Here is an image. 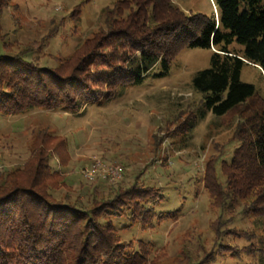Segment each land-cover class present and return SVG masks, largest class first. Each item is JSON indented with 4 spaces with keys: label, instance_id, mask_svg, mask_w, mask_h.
<instances>
[{
    "label": "trees",
    "instance_id": "obj_1",
    "mask_svg": "<svg viewBox=\"0 0 264 264\" xmlns=\"http://www.w3.org/2000/svg\"><path fill=\"white\" fill-rule=\"evenodd\" d=\"M10 1L0 0V113L6 115L37 108L78 113L93 101L88 95L102 84L98 77L108 76L103 84L105 97L110 98L122 87L143 82L158 63V75L167 74L185 47L216 48L210 65L192 79L194 90L204 93L203 113L222 116L255 97V86L241 80L247 61L259 65L264 73V0H214L217 22L212 15H189L171 0H115L106 7L107 29L83 40L67 62L56 66H41L29 58L43 51L55 33L52 30L39 40L22 42L8 37L2 12ZM125 10L128 14L118 18ZM233 42L244 45L242 54L228 48ZM126 48L133 54L117 62L119 51ZM195 116L180 119L175 130H191ZM169 121L160 130L169 129ZM46 128L38 133L36 140L43 144L33 149L34 159L0 171V264H159L156 257H150V243L139 240L135 248L132 240L122 239L112 219L130 211L127 226L140 222L146 228L155 219L176 218L177 210L157 211L152 204L161 197L162 187L147 185L139 173L129 184H122L121 179L110 181L114 186L107 191L92 187L83 199L68 191L57 194L67 187L64 168L70 162L69 142ZM237 129L243 133L241 143L232 159L221 161V175L212 161L203 173L205 189L224 213H234L240 199L254 189L255 199L264 202V95L259 108L239 122ZM53 154L60 168L50 164ZM160 164L166 166L168 159ZM223 223L213 224L214 245L204 257L184 250L185 264L211 263L227 252L237 257L245 253L264 257V240L255 232L237 227L225 230ZM225 234L246 237L249 243L238 247L223 241Z\"/></svg>",
    "mask_w": 264,
    "mask_h": 264
},
{
    "label": "rangeland",
    "instance_id": "obj_2",
    "mask_svg": "<svg viewBox=\"0 0 264 264\" xmlns=\"http://www.w3.org/2000/svg\"><path fill=\"white\" fill-rule=\"evenodd\" d=\"M114 2L11 0L2 12V24L10 39L22 42L39 40L51 30L55 32L43 51L29 58L41 66H56L67 62V57L83 40L107 29L106 7L110 8ZM171 2L189 15L203 13L218 21L214 0ZM127 12L117 17H124ZM228 48L242 54L244 45L233 42ZM214 50L215 47H185L172 60L167 74L158 75L161 68L158 63L143 82L122 87L110 98L105 97L107 91L103 84L108 76L103 75L102 80L98 77L102 84L88 95L93 101L78 113L39 108L14 115L0 113V171L34 159L33 149L43 144L36 140L38 133L45 132L47 127L52 135L66 136L69 142L67 158L70 162L64 168L67 187L57 194L68 191L73 197L78 194L83 199L92 187L109 190L114 185L105 169L111 164L122 169V184L132 183L136 175L143 173L142 181L147 185L162 187L161 197L152 204L157 211L177 210L176 218L155 219L153 226L146 228H142L140 222L127 226L131 223L130 211L128 215L112 219L122 239L132 240L135 248L139 240L150 243V257H156L159 264H185L187 256L183 253L187 249L204 257L214 245L212 226L218 220L224 221L225 230L233 227L249 230L264 240V202L255 199L257 189L246 199H240L234 213H224L213 204L215 198H210L203 182L208 161L217 164L220 174L221 161L232 159L243 135L237 126L259 108L264 95L263 70L246 60L241 80L255 86V97L222 116L209 111L203 113L204 93L194 90L192 79L198 70L210 65ZM107 51L111 54L112 47ZM132 54V50L123 49L116 61ZM194 115L197 120L191 130H175L180 119ZM168 121L169 129L160 130ZM97 159L102 160L101 170L93 166ZM163 159H168L166 166L160 164ZM50 164L60 168L56 154L50 157ZM220 179L224 181L225 177ZM226 240L238 247L249 243L246 237L239 235L225 234L223 241ZM207 264H264V257L260 253L237 257L227 252Z\"/></svg>",
    "mask_w": 264,
    "mask_h": 264
},
{
    "label": "built area",
    "instance_id": "obj_3",
    "mask_svg": "<svg viewBox=\"0 0 264 264\" xmlns=\"http://www.w3.org/2000/svg\"><path fill=\"white\" fill-rule=\"evenodd\" d=\"M94 163L95 164L93 166L94 167L97 166V168L101 170L102 160L97 159ZM106 167H107V169H105V171H106L105 174L108 175L112 181L121 179V177H122V173H121L122 169L121 168L114 167V165L112 166V164L109 166H106ZM87 172H88V170H87Z\"/></svg>",
    "mask_w": 264,
    "mask_h": 264
}]
</instances>
